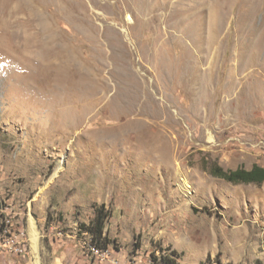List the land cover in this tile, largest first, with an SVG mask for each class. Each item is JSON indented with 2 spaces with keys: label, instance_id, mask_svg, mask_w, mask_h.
Wrapping results in <instances>:
<instances>
[{
  "label": "rangeland",
  "instance_id": "374dc122",
  "mask_svg": "<svg viewBox=\"0 0 264 264\" xmlns=\"http://www.w3.org/2000/svg\"><path fill=\"white\" fill-rule=\"evenodd\" d=\"M215 163L264 167V0H0V264H264Z\"/></svg>",
  "mask_w": 264,
  "mask_h": 264
},
{
  "label": "trees",
  "instance_id": "16d2710c",
  "mask_svg": "<svg viewBox=\"0 0 264 264\" xmlns=\"http://www.w3.org/2000/svg\"><path fill=\"white\" fill-rule=\"evenodd\" d=\"M210 173L214 176L223 178L232 183H257L264 182V167L255 164L252 168L237 167L235 169H226L218 163H215L210 169ZM108 216V215H107ZM103 206L97 210L95 218L88 224H83V231L87 233L89 246L96 247L102 252L109 249L112 241L104 232L105 219L107 218ZM177 252H165L163 248L159 256H153L154 264H177ZM220 262V261H219ZM257 264H263L257 261Z\"/></svg>",
  "mask_w": 264,
  "mask_h": 264
},
{
  "label": "built area",
  "instance_id": "2783aa9c",
  "mask_svg": "<svg viewBox=\"0 0 264 264\" xmlns=\"http://www.w3.org/2000/svg\"><path fill=\"white\" fill-rule=\"evenodd\" d=\"M0 240L1 244L3 243L4 245L10 247L14 250V252L24 251L25 246L18 245L12 236V230L11 226L9 225V220H6L5 224L0 227ZM91 250L92 253L96 256L104 255V253L106 252H102L94 246L91 247Z\"/></svg>",
  "mask_w": 264,
  "mask_h": 264
},
{
  "label": "bare ground",
  "instance_id": "6f19581e",
  "mask_svg": "<svg viewBox=\"0 0 264 264\" xmlns=\"http://www.w3.org/2000/svg\"><path fill=\"white\" fill-rule=\"evenodd\" d=\"M32 227H34V226L32 225ZM33 234H34V238H36V236H37V232H36L35 230H34ZM35 240H36V239H35ZM36 263L39 264V260H38V259L36 260Z\"/></svg>",
  "mask_w": 264,
  "mask_h": 264
}]
</instances>
